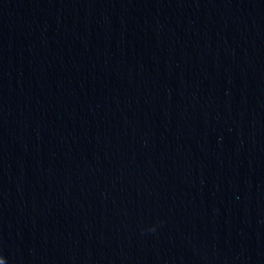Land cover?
<instances>
[{"label":"water","instance_id":"95a60500","mask_svg":"<svg viewBox=\"0 0 264 264\" xmlns=\"http://www.w3.org/2000/svg\"><path fill=\"white\" fill-rule=\"evenodd\" d=\"M0 258L264 264V0H0Z\"/></svg>","mask_w":264,"mask_h":264},{"label":"clouds","instance_id":"9594fccd","mask_svg":"<svg viewBox=\"0 0 264 264\" xmlns=\"http://www.w3.org/2000/svg\"><path fill=\"white\" fill-rule=\"evenodd\" d=\"M0 262H2V264H5V260L3 258H0Z\"/></svg>","mask_w":264,"mask_h":264}]
</instances>
